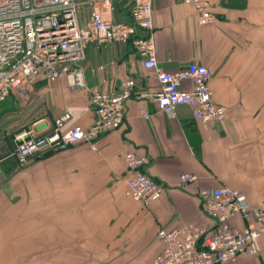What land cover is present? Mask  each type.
Returning <instances> with one entry per match:
<instances>
[{
  "label": "crops",
  "instance_id": "1",
  "mask_svg": "<svg viewBox=\"0 0 264 264\" xmlns=\"http://www.w3.org/2000/svg\"><path fill=\"white\" fill-rule=\"evenodd\" d=\"M90 10L79 7L81 27ZM131 10L130 0H116L109 16L130 24ZM209 11L215 20L202 25L195 6L160 0L148 35L162 69L193 62L209 68L213 100L228 111L223 124L196 120L188 106L174 119L160 111V83L133 42L90 43L84 89L66 78L42 80L0 104V264H149L142 254L159 253L160 229L213 228L200 190L230 187L251 206L264 202V0H209ZM127 80L136 84L120 128L100 135L94 148L82 142L19 166L18 143L50 133L66 113L68 128L88 131L95 119L90 92H119ZM129 152L146 159L145 173L164 188L147 207L127 194ZM183 174L197 182L182 186ZM259 246L258 255L238 263L264 264V233Z\"/></svg>",
  "mask_w": 264,
  "mask_h": 264
},
{
  "label": "built area",
  "instance_id": "2",
  "mask_svg": "<svg viewBox=\"0 0 264 264\" xmlns=\"http://www.w3.org/2000/svg\"><path fill=\"white\" fill-rule=\"evenodd\" d=\"M116 0H0V104L13 93H28L42 80L66 78L73 89L86 88L83 62L90 43L133 42L143 56V66L155 73L161 90L154 95L158 109L176 118L181 106L191 108L193 117L203 123L223 124L228 111L213 100L210 88L211 71L200 63H190L176 72L159 66L154 39L148 33L153 28L154 4L160 0H130L132 23H116L109 14ZM191 4L198 11L200 24L214 22L209 0H178ZM88 6L90 20L79 25L78 9ZM191 83V89L183 88ZM134 80L122 83L119 92H90L95 112L92 127L84 131L69 127L71 116L63 114L55 120L52 131L31 135L18 143L16 159L26 166L32 158L62 148L94 141L102 134L120 128L125 119V104L132 96ZM21 139L20 137L18 140ZM133 176L127 180V194L147 207L158 201L163 185L144 171L146 159L134 152L126 154ZM197 182L194 174L180 177L182 186ZM202 205L213 219L211 230L185 225L170 230L160 229L162 248L152 264H239L243 255L260 253L259 239L264 233V202L251 206L239 189L219 187L199 191ZM241 218L239 228L232 221Z\"/></svg>",
  "mask_w": 264,
  "mask_h": 264
},
{
  "label": "rangeland",
  "instance_id": "3",
  "mask_svg": "<svg viewBox=\"0 0 264 264\" xmlns=\"http://www.w3.org/2000/svg\"><path fill=\"white\" fill-rule=\"evenodd\" d=\"M83 12H84L83 14L88 15V11H85V10H84ZM153 258H154V254H150V253H148V254H142V259H143V261H144V262H147V263H149V264H151ZM140 260H141V259H140ZM112 264H115V262L112 263Z\"/></svg>",
  "mask_w": 264,
  "mask_h": 264
},
{
  "label": "water",
  "instance_id": "4",
  "mask_svg": "<svg viewBox=\"0 0 264 264\" xmlns=\"http://www.w3.org/2000/svg\"><path fill=\"white\" fill-rule=\"evenodd\" d=\"M52 153L53 152L49 151V152L45 153L43 156L47 157V156L51 155Z\"/></svg>",
  "mask_w": 264,
  "mask_h": 264
}]
</instances>
